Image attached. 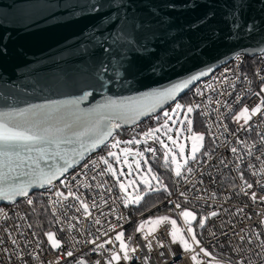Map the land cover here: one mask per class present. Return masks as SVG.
Listing matches in <instances>:
<instances>
[{
	"label": "built area",
	"instance_id": "2783aa9c",
	"mask_svg": "<svg viewBox=\"0 0 264 264\" xmlns=\"http://www.w3.org/2000/svg\"><path fill=\"white\" fill-rule=\"evenodd\" d=\"M262 78L264 53L253 58L240 53L188 92L192 105L199 106L194 107L195 114L205 128L210 147L186 166L193 169L192 173L185 168L182 176L177 177L171 171L174 190L165 203L173 214L169 218L180 222L178 227L194 251H184L179 242H171V225L167 222L159 226L144 223L137 231L142 222L156 219L151 216L155 209L141 213L139 206H124L114 177L105 171L106 165L101 162L100 158L105 156L99 152L60 181L37 192L50 212L53 231L62 241L59 249L54 250L40 241L25 213V208L31 206L28 200L33 202L35 193L17 203L0 206V264H78L80 260L85 264L97 261L107 264L113 252L120 254L121 259L112 264H195L191 259L193 255H198L200 264H239L241 260L244 264H264V248L259 245V241L264 240V200L260 199L264 197V115L252 116L247 125L243 119L239 123L233 119L243 107L251 109L264 98V93L256 95L264 87ZM151 121L154 122L151 126L143 122L121 129L114 138L140 141L133 146L144 152L151 163L160 161L171 168L170 161L164 159L165 149L160 143L152 138H147L145 143L144 133L153 129L158 119ZM148 147L155 148L156 152L144 151ZM232 148L237 152L233 153ZM245 181L253 187L246 188ZM70 191L79 200L68 196ZM57 192L64 193L67 199L58 197ZM252 193L256 194L255 202L251 199ZM81 201L89 205L90 215L83 212ZM94 202L98 207H92ZM177 203L181 209H176ZM182 209L198 215L191 226L200 241L199 246L186 233L179 216ZM213 211L218 215L211 216ZM202 219L204 226L200 227L198 222ZM97 220L100 222L96 223ZM69 225L74 227L69 228ZM120 232L124 233L129 260L122 258L120 242L115 240ZM12 239L16 240L15 245ZM91 240L96 244L89 243ZM108 240L112 243H106ZM149 242L151 249L147 246ZM100 244L103 248L97 247ZM201 247L208 256L200 252ZM133 248L135 252L131 251ZM68 251L73 252L71 257L66 255Z\"/></svg>",
	"mask_w": 264,
	"mask_h": 264
},
{
	"label": "water",
	"instance_id": "95a60500",
	"mask_svg": "<svg viewBox=\"0 0 264 264\" xmlns=\"http://www.w3.org/2000/svg\"><path fill=\"white\" fill-rule=\"evenodd\" d=\"M137 18L145 27L136 37L140 45L127 52L132 66L120 74L97 76L102 61L109 59L104 48L112 45L116 33L130 32ZM240 53L250 58L264 53V0H0V111L77 100L90 92L78 106L86 110L110 99L142 97L205 73L153 110L113 119L118 126L102 143L93 146L85 137L83 155L54 183L102 151L119 130L159 116ZM62 147L74 151L79 144ZM62 165L58 157L40 162L44 170ZM10 179L21 183L33 177L21 172ZM51 184L36 180L26 196L0 199V206Z\"/></svg>",
	"mask_w": 264,
	"mask_h": 264
},
{
	"label": "snow or ice",
	"instance_id": "6c2138e0",
	"mask_svg": "<svg viewBox=\"0 0 264 264\" xmlns=\"http://www.w3.org/2000/svg\"><path fill=\"white\" fill-rule=\"evenodd\" d=\"M169 8H174V4L168 5ZM153 15H157L156 11H153ZM115 15V14H113ZM233 26L236 28L240 27V24L233 21ZM120 26L117 25V28ZM145 24L142 23L138 18L131 25V31L120 35L116 33L113 38V43L108 48H104V52L108 55L109 59L102 61L101 67L96 73L97 76H103L108 71H114L117 74H120L121 69L127 71L128 67H131V62L128 59L127 52L134 50L135 47L140 45V42L136 39L137 35L142 32ZM249 27H254L249 25ZM127 64V67H126ZM155 71V68L152 69ZM205 73L201 72L199 76H203ZM199 76H192L187 80H183L177 84H173L171 87L154 92L145 93L142 97H130L126 100H107L106 102L97 105L95 108H90L86 110L79 109V103L81 100H84L91 96L90 92H85L77 100H66V101H56L44 105H32L27 108H22L18 110L10 111H0V199L12 200L14 196L27 195V188L36 180H39L41 184L47 182L52 183L54 179L58 176L63 175L68 168L75 163V157L82 156L83 150L87 146L84 142V138L88 137L91 145L95 146L96 144L102 143L104 138L111 135L112 128L118 125L113 124V119L117 117L130 116L135 117L142 114L145 110L151 111L158 104L166 102L169 99L174 98L176 93H178L183 88H186L192 81L199 79ZM264 79V78H262ZM264 93V87L261 88L260 93L256 95H261ZM239 99V98H238ZM219 103V101H218ZM185 106L177 103L173 113L175 114L178 110L184 109ZM194 107L188 106L184 119L180 121L181 128L177 129L175 137L168 135L167 139L171 141L172 147H169L168 144H165L163 140L156 136V133L161 131L163 128L166 132H171L172 129L169 127L168 120H172V117L169 116V113L165 112L164 116L167 118L163 125L159 128L149 129L144 136L146 138H152L157 143H160L161 146L165 149L164 159L167 162L169 155H171V163L175 165V175L177 177L182 176L181 169H185L190 174L193 172L191 167H186L188 164V159H184L183 163H180L177 157L184 158L185 156V145L179 143L182 133H188L190 135L186 136L185 139L191 141V155L189 159L196 160V153L200 151L203 147L204 135L202 133H197L193 131V122L188 118V113L193 112ZM257 114L264 115V98L260 100V103L255 107L249 109L247 106L243 107L239 113H237L233 119L239 123L243 119L244 124L247 125L252 116ZM107 124L106 128H102V124ZM173 123L176 121L173 120ZM243 126V125H242ZM78 143L79 149L74 151H67L62 146L71 143ZM121 142L116 141L112 144V148H117ZM125 144L140 143L138 140H129L124 141ZM123 153V161H121L120 155L116 152L110 151L108 153L109 157L115 158L117 163H124L128 166L129 172L124 173L121 171L119 175H131L132 164L129 163L128 156H133V162L135 163L136 169L140 168L139 160H135V157H144V152L136 151L132 152L130 148H124L120 150ZM144 151L155 153L156 149L148 147ZM233 153L237 152L236 148H232ZM251 154V153H250ZM47 157H58L60 160H63L62 166H53L48 170H44L40 167V162L45 160ZM101 162L106 165L105 171L110 173L113 177H117V170L113 168V165L109 162L108 159L101 157ZM259 159V157H257ZM28 169H32L30 173ZM151 172V169H148ZM23 172L24 175H32L33 179L27 182L15 183L12 179V174L15 173L19 175ZM38 174V176H37ZM101 175L103 174L100 173ZM255 174V173H253ZM152 180H157L159 178L153 175ZM243 179V176H241ZM142 182L145 185L150 186V181L143 179ZM119 188L122 193L127 192V187H131L136 184L135 180H129L126 184L119 179H117ZM246 188L251 189L252 184H248L245 181ZM155 190V189H154ZM167 191V188L164 189ZM171 193H169L170 195ZM247 195L248 193L245 192ZM58 197H64V193L57 192ZM183 196L184 193H181ZM68 196H73L79 200V197L73 192H69ZM143 197L137 193V195L131 200L125 196L124 206L127 207L129 203L138 204ZM251 199L253 202L256 201L257 197L255 193L251 194ZM264 200V197L260 198ZM58 202V201H57ZM29 204H32V200H28ZM80 207L83 209V212L87 215H90L89 205L81 201ZM92 207H98L94 202ZM176 209H181V205L177 203L175 205ZM80 209L78 208L77 211ZM239 212H242L243 209H239ZM211 216H217L218 213L213 211L210 213ZM179 216L183 218V222L186 226V233L190 234L191 241L199 246L200 241L197 240L194 229L191 224L192 221L197 219L196 215L187 209H182L179 212ZM204 219H207L204 218ZM204 219L200 220L198 223L200 227L204 226ZM100 221L97 220L96 223ZM169 223L171 225V231L169 235L171 236V242L177 243L183 247L184 251H194L192 244L189 243V240L185 238V234L182 233L181 229L177 226V221L175 219H170L167 216L156 218L151 222H142L138 227L137 231H140L144 227V223H152L156 226H159L162 223ZM264 223V222H262ZM18 227V226H17ZM31 227V225H29ZM74 227V225H69V228ZM155 229H153L154 231ZM151 234V233H149ZM35 235V233H33ZM47 240L50 243L53 249H59L61 247V242L56 239L55 233L49 231L46 232ZM107 235V233H105ZM11 236V233H9ZM260 234L257 233V239H259ZM124 233L120 232L115 236V240L120 242V249L123 252V259L129 260L131 257L128 254V246L124 242ZM99 239V237H97ZM147 239V236H145ZM243 240V237H241ZM12 244H16V240L12 239ZM251 243V239L248 241ZM2 243V241H0ZM40 242L37 241V244ZM89 243L96 244L95 240L89 241ZM106 243H112L111 240L106 241ZM261 248H264V240L259 241ZM148 248L151 249V242L148 243ZM99 248H103V244L97 245ZM160 247L163 248V242H160ZM6 251V250H5ZM135 252L136 249L131 250ZM200 252L205 256H208L209 253L204 249L200 248ZM68 257L73 255L72 251L66 253ZM121 259L120 254L113 252L111 253V258L107 261V264H112V261H119ZM192 261L195 264H200L198 260V255H193L191 257ZM58 264V262H57ZM78 264H85L84 260L78 261ZM96 264H100L99 261ZM239 264H244V261L241 260Z\"/></svg>",
	"mask_w": 264,
	"mask_h": 264
},
{
	"label": "rangeland",
	"instance_id": "374dc122",
	"mask_svg": "<svg viewBox=\"0 0 264 264\" xmlns=\"http://www.w3.org/2000/svg\"><path fill=\"white\" fill-rule=\"evenodd\" d=\"M177 103H179V104H181V105H183L185 107L182 110H178L174 114L173 113V109H175ZM177 103L173 104L170 108H167L162 113V115H161L162 116L161 121L159 123H156L153 126V129L154 128L161 127V125H163L164 122H165V120L167 119L164 116V113L165 112L169 113V116L172 117V120H168V123H169V127L172 129V131L171 132H166L163 128H161V131L159 133H156V134H159V138L161 140H163L165 144H168L169 147H172V145H171V141H169L167 139V136L168 135H172L173 138H176L175 137V133H176L177 129L181 128L180 121H182L184 119V115L186 113L187 107L188 106H193L192 103L191 104H186L182 100L178 101ZM194 114H195V109L193 110V112L187 114L188 115V118H190L192 120V122H193V116H194ZM153 119H158V116L154 117ZM173 120L176 121V123H173ZM197 133H202L204 135V140L202 142L203 143V147L200 149L199 152L196 153V157L202 152V150L206 146V135H205V133L202 132V131H199ZM188 135H190V134H188V133H182V136H181L180 140L178 141L179 143H183L185 145V156H184V158H181L179 156L177 157V159H178V161L180 163H183V160L184 159H188V164H189L190 161H192V159H189V157L191 155V141L185 139V137L188 136ZM129 140H131V139H128V138H119V139L118 138H114L110 142V145L116 143V141H120L121 142L117 148H113V150L110 149V151L116 152L118 155H120L121 161H123V158H124L123 153H121V151H120L121 149L130 148V149H132V152L133 153H135L136 151H139L135 146H133V144L128 145V144L123 143L124 141H129ZM110 151H108V153ZM108 153L105 155V158L109 160V162L113 165V168L116 169L117 170V173H118V176L117 177H114L116 183H117V179H119L120 181L124 182L126 184V186H127L129 180H135L136 181V184L135 185H133L131 187H127V192L126 193H122L121 192V190L119 188V184L117 183V186L119 188V191H120V194H121V197H122L123 201L125 199V196H127L131 200L132 198H134L137 195V193H139V195L143 197L140 200V202L138 204H136V203H129V204L134 205V206H139L141 204V202L143 201L144 197L147 194L152 193V192H155V191H158L159 189H162V187L164 186L163 183L160 181V179H159V182L157 180H152L151 179V177L153 175H155L156 177H158V175L155 174V172L153 171L152 164L149 161V158L146 156L145 153H144V157L143 158L137 157V159L140 162V168L139 169H136L135 163L133 162L132 159H130V156H132V155H129L128 156L129 163L132 164V170H131V175L130 176H128V175H123V176L119 175V173L121 171H123L124 173H128L129 172V168H128L127 165H125L122 162L121 163H117L116 160L110 161V158L111 157L108 156ZM169 161L171 163V155H169V159H168L167 162H169ZM170 165H171V171L175 175V171H174L175 165L172 164V163ZM148 169H151V172H149ZM183 170L184 169H181L182 174L184 172ZM143 179L149 180L150 181V186L149 185H145L142 182ZM194 214L196 215L197 219L195 221H192V224L195 223L198 220V215L196 213H194ZM178 225H180V222L177 221V226ZM51 232L55 233L56 239H58L61 242V245H62V241L57 236L56 232L55 231H51ZM46 239H47V236H46ZM47 243L50 245V243L48 242V240H47ZM54 250H56V249H54Z\"/></svg>",
	"mask_w": 264,
	"mask_h": 264
},
{
	"label": "trees",
	"instance_id": "16d2710c",
	"mask_svg": "<svg viewBox=\"0 0 264 264\" xmlns=\"http://www.w3.org/2000/svg\"><path fill=\"white\" fill-rule=\"evenodd\" d=\"M251 61L253 60H250V62ZM180 100H182L186 104H191L189 93H187L182 98L178 99L177 102ZM162 113L158 116V121L156 123H159L161 121ZM151 120L152 118L145 121L144 124H150V126L151 124L153 125L154 122H152ZM193 131H196V132L202 131L206 135V146L200 153V154H204L210 147V143H209V138L206 134L205 128L203 124L201 123L199 117L196 116V114H194L193 116ZM110 149H111V145L108 144L102 151H100V153L105 156L108 153V151H110ZM113 160H114L113 158H110V161H113ZM151 164L153 167V171L155 172V174L158 175V178L160 179V181L163 183L164 186L162 187V189H159L158 191L147 194L144 197L141 204L139 205L138 210L141 213H145V212L155 209L153 212H151V216L154 218H159L163 216L172 217L173 214L171 211V207L165 203L174 190V183H173V177L171 174V168L168 164L162 163L160 161L154 162ZM165 187L167 188V191L164 190ZM169 193L171 194L169 195ZM32 198H33V202L30 207L25 208V213L28 216L29 221L32 224L33 230L35 231L37 237L40 239V241L44 245H46L47 239H46L45 233L49 231H53L52 218H51V215H50V212L47 206L39 198L37 192L33 195Z\"/></svg>",
	"mask_w": 264,
	"mask_h": 264
}]
</instances>
